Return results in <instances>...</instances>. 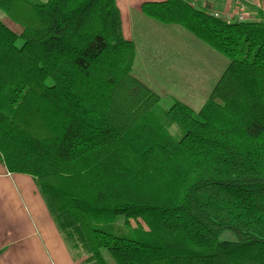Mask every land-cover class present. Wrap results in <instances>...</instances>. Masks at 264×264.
<instances>
[{
	"label": "trees",
	"instance_id": "obj_1",
	"mask_svg": "<svg viewBox=\"0 0 264 264\" xmlns=\"http://www.w3.org/2000/svg\"><path fill=\"white\" fill-rule=\"evenodd\" d=\"M0 12L21 28L0 21V163L33 179L76 264H264V20L142 4L228 61L194 112L132 75L115 0ZM119 216L131 237L103 224Z\"/></svg>",
	"mask_w": 264,
	"mask_h": 264
},
{
	"label": "crops",
	"instance_id": "obj_2",
	"mask_svg": "<svg viewBox=\"0 0 264 264\" xmlns=\"http://www.w3.org/2000/svg\"><path fill=\"white\" fill-rule=\"evenodd\" d=\"M164 1L115 0L122 36L135 48L131 73L160 99L166 96L191 109L203 100L201 108L228 61L183 28L161 25L142 14V4ZM189 1L228 23L264 20V0ZM0 264H76L33 179L10 174L1 163Z\"/></svg>",
	"mask_w": 264,
	"mask_h": 264
},
{
	"label": "rangeland",
	"instance_id": "obj_3",
	"mask_svg": "<svg viewBox=\"0 0 264 264\" xmlns=\"http://www.w3.org/2000/svg\"><path fill=\"white\" fill-rule=\"evenodd\" d=\"M40 1L42 3L46 2V0H40ZM0 21L7 28H9L12 32H14L15 34H17V35L20 34V32H21L20 26L16 25L12 21H10L2 12H0ZM21 43H22L21 40L18 39L16 42V45L20 46ZM222 68H223V65L219 67V69H222ZM202 101L203 100H200L199 102L196 101V103L192 104V110L194 112L199 111V109H200L199 105H200V103H202ZM171 104H172V100L169 97H166V96L161 97L160 107L162 108V110L166 111L170 107ZM168 130L176 139H178L182 134L181 128L176 124L170 125ZM130 223H131V226L125 225L124 218L120 217V216L115 217L114 219H111V221L103 222V224L108 226V229L110 232L120 234L123 236H127V237H131L130 227L132 228L135 225L134 221H130ZM221 239L232 241V240H234V236L230 232H224L221 235ZM105 255L107 256L106 253H105ZM107 259H109L108 256H107Z\"/></svg>",
	"mask_w": 264,
	"mask_h": 264
},
{
	"label": "built area",
	"instance_id": "obj_4",
	"mask_svg": "<svg viewBox=\"0 0 264 264\" xmlns=\"http://www.w3.org/2000/svg\"><path fill=\"white\" fill-rule=\"evenodd\" d=\"M214 17L218 18V16L216 14H213ZM241 19V18H240Z\"/></svg>",
	"mask_w": 264,
	"mask_h": 264
}]
</instances>
